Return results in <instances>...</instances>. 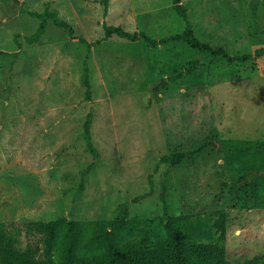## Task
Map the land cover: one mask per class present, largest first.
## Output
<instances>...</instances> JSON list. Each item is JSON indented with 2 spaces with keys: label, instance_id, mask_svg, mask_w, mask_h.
<instances>
[{
  "label": "rangeland",
  "instance_id": "obj_1",
  "mask_svg": "<svg viewBox=\"0 0 264 264\" xmlns=\"http://www.w3.org/2000/svg\"><path fill=\"white\" fill-rule=\"evenodd\" d=\"M171 2L0 0V51L17 50L15 34L22 47L0 55V222L16 248L42 249L35 221L111 220L125 203L140 244L165 240V218L179 215L189 243L214 242L222 212L231 264L264 263V58L229 63L182 41L117 36L88 50L52 22L40 41L24 40L40 22L28 11L46 7L90 43L104 23L161 39L186 26ZM182 2L200 41L232 57L264 47L249 34L264 29V0ZM88 115L98 158L83 138ZM173 152L188 156L159 162Z\"/></svg>",
  "mask_w": 264,
  "mask_h": 264
},
{
  "label": "trees",
  "instance_id": "obj_2",
  "mask_svg": "<svg viewBox=\"0 0 264 264\" xmlns=\"http://www.w3.org/2000/svg\"><path fill=\"white\" fill-rule=\"evenodd\" d=\"M171 6L185 20L186 26L183 32L161 39H153L143 32H130L120 26L104 23V36L90 43L84 38L75 36L72 25L61 19L56 9L46 7L41 12L28 11L29 15L38 18L40 22L35 32L25 36L24 40L28 44L40 41L48 23L52 22L55 26L64 28L72 41L86 43L88 50L102 40L117 36L132 42L143 39L152 47L182 41L199 53H209L213 57L222 56L229 63L264 58V47L257 48L250 54L232 57L224 48L213 47L209 43L200 41L191 27L189 14L182 0H172ZM249 34L264 36V29L257 32L253 24H250ZM19 37V34L14 35L18 47L16 51L2 50L0 55L19 56L22 48L18 42ZM198 66L199 60H194L185 71L189 73ZM89 73V67L85 65L83 84L86 87V98L90 100ZM157 90L155 86L153 91L157 92ZM91 124V116L88 115L83 125V138L90 153L94 158H98L92 142ZM187 156L186 153L173 152L163 155L159 162L176 166ZM141 198L142 196L135 197L131 202H138ZM128 215V204L123 203L117 215L111 220L76 221L62 216L50 221H35L33 229L41 235L43 241L40 250H34L30 246L24 250L16 248L6 224L0 222V261L2 264H231L227 258L226 248L221 244V240L226 236V215L222 212L213 222L218 233V239L214 242L189 243L187 235L181 228V224L187 221L188 217L179 215L165 218V240L151 245L138 243L137 238L142 232L141 222L137 218L128 219ZM254 260L256 259L245 260L243 264H253Z\"/></svg>",
  "mask_w": 264,
  "mask_h": 264
}]
</instances>
